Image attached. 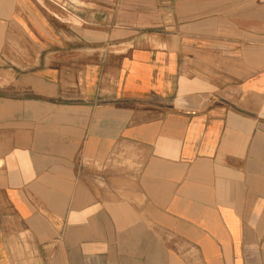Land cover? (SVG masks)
<instances>
[{
	"label": "crops",
	"instance_id": "1",
	"mask_svg": "<svg viewBox=\"0 0 264 264\" xmlns=\"http://www.w3.org/2000/svg\"><path fill=\"white\" fill-rule=\"evenodd\" d=\"M0 264H264V0H0Z\"/></svg>",
	"mask_w": 264,
	"mask_h": 264
}]
</instances>
